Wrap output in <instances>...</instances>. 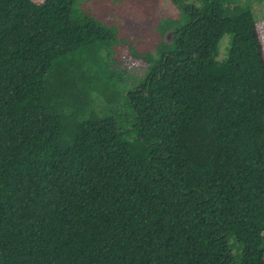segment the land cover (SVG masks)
I'll list each match as a JSON object with an SVG mask.
<instances>
[{
  "label": "trees",
  "instance_id": "1",
  "mask_svg": "<svg viewBox=\"0 0 264 264\" xmlns=\"http://www.w3.org/2000/svg\"><path fill=\"white\" fill-rule=\"evenodd\" d=\"M173 1L120 105L74 121L116 31L74 0H0V264H264L254 0Z\"/></svg>",
  "mask_w": 264,
  "mask_h": 264
},
{
  "label": "rangeland",
  "instance_id": "2",
  "mask_svg": "<svg viewBox=\"0 0 264 264\" xmlns=\"http://www.w3.org/2000/svg\"><path fill=\"white\" fill-rule=\"evenodd\" d=\"M251 5L256 21L255 32L264 57V0H254ZM73 7L77 11L91 13L99 22L116 31L111 39L112 43L105 45L104 49L108 54L105 58L109 69L106 73L104 71L100 73L101 80L97 79L104 87L93 98L91 94H87V90L85 91L82 113L73 117L74 121H79L87 118L89 112L99 113L100 105L103 108H105L103 105H111V107L120 105L125 90L136 84L149 69L150 54L153 56L154 44L159 39L156 28L158 21L166 17L177 18L180 10L173 0H74ZM227 43L228 35H225L219 43V55L224 56L223 49ZM79 54L80 52L71 55L77 58ZM143 57L148 60H144ZM73 62L71 67L74 76L87 77L90 63L80 62V59H75ZM99 66L104 65L99 63ZM95 69L101 71L98 67ZM104 74L109 77H104ZM93 94L95 95L96 92Z\"/></svg>",
  "mask_w": 264,
  "mask_h": 264
}]
</instances>
